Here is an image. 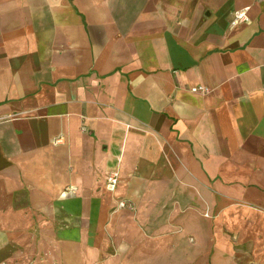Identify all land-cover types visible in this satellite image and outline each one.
Returning <instances> with one entry per match:
<instances>
[{
	"label": "crops",
	"instance_id": "1",
	"mask_svg": "<svg viewBox=\"0 0 264 264\" xmlns=\"http://www.w3.org/2000/svg\"><path fill=\"white\" fill-rule=\"evenodd\" d=\"M0 264H264V0H0Z\"/></svg>",
	"mask_w": 264,
	"mask_h": 264
},
{
	"label": "built area",
	"instance_id": "2",
	"mask_svg": "<svg viewBox=\"0 0 264 264\" xmlns=\"http://www.w3.org/2000/svg\"><path fill=\"white\" fill-rule=\"evenodd\" d=\"M248 21V16H247V9L239 10V11H234L232 14V19L230 22L231 27H237L241 23H245ZM193 92L196 91H204L202 87H196L191 89ZM118 172L117 171H111L108 173L106 180H105V189L107 191L113 192L117 186L118 183ZM76 189L74 187H67L65 188L64 192L69 193V194H75ZM119 207H126L127 202L125 201H119L118 202Z\"/></svg>",
	"mask_w": 264,
	"mask_h": 264
}]
</instances>
